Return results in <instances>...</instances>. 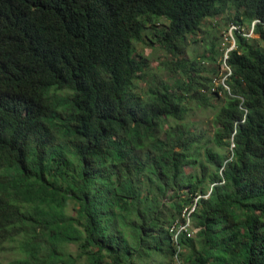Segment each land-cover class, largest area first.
<instances>
[{
    "label": "trees",
    "instance_id": "obj_1",
    "mask_svg": "<svg viewBox=\"0 0 264 264\" xmlns=\"http://www.w3.org/2000/svg\"><path fill=\"white\" fill-rule=\"evenodd\" d=\"M227 11L259 37L236 31L230 89L208 95L187 46ZM141 44L165 51L157 71ZM195 103L227 153L186 121ZM9 242L0 264H264V0H0Z\"/></svg>",
    "mask_w": 264,
    "mask_h": 264
},
{
    "label": "rangeland",
    "instance_id": "obj_2",
    "mask_svg": "<svg viewBox=\"0 0 264 264\" xmlns=\"http://www.w3.org/2000/svg\"><path fill=\"white\" fill-rule=\"evenodd\" d=\"M231 18L232 16L230 15V11H227L225 14L223 13L215 18L208 19L207 23L203 25V32H201L196 39L197 42H191L187 46L188 56H196L198 59H201L203 74H206L207 72V77L214 80L213 83L211 81H205L208 87L202 88V91H206L208 95L212 94V88H215L213 89L214 91L221 85H225V81L228 76L226 53L227 50L233 46V43L228 41L225 42V34L229 30L230 25L234 23ZM210 39H212L214 43L213 50H210L212 47L209 42ZM140 46L146 54L151 56V63H153L151 66L154 71H157L159 63H161L166 56L165 51L160 47L153 49L146 44H141ZM212 84H214L215 87H213ZM219 93V96L224 99V90L220 89ZM219 96L215 97V101L217 102H214V104L216 106H220L223 103ZM216 109V107H209L208 104L200 106L195 103L192 105V109L189 111V116L186 121L193 130L205 135V144L210 146L213 145L215 146V149L227 153L229 151L228 147L220 148L211 141L216 129L213 124ZM186 170L188 173L194 171L192 167H188ZM68 249L72 252H76L77 246L75 244H71ZM17 256H19V251L15 249V243L9 242L4 245L2 249H0V258L4 262H8Z\"/></svg>",
    "mask_w": 264,
    "mask_h": 264
},
{
    "label": "clouds",
    "instance_id": "obj_3",
    "mask_svg": "<svg viewBox=\"0 0 264 264\" xmlns=\"http://www.w3.org/2000/svg\"><path fill=\"white\" fill-rule=\"evenodd\" d=\"M233 22V21H232ZM258 22H261L260 20H254L251 25H239L237 23H232L230 25V28L229 30L227 31V33L225 34V42L228 41V42H232L233 43V46H231V48H229L227 50V53H226V57L228 58L229 56V52L233 49L236 48V31L240 32L243 36L247 37V38H252V37H255L257 38L258 37V34L255 32V27H256V24ZM226 58V60H227ZM226 64H227V61H226ZM228 66V64H227ZM232 73V70L230 68V66H228V76ZM227 76V77H228ZM214 81V80H213ZM225 86L227 89H230L229 86L226 84L225 82ZM215 87V85L213 86ZM215 89V88H212V90ZM215 91V90H214Z\"/></svg>",
    "mask_w": 264,
    "mask_h": 264
},
{
    "label": "built area",
    "instance_id": "obj_4",
    "mask_svg": "<svg viewBox=\"0 0 264 264\" xmlns=\"http://www.w3.org/2000/svg\"><path fill=\"white\" fill-rule=\"evenodd\" d=\"M195 210V204L192 207H186L181 214V219H177L170 227V232L174 234L175 239L178 238L183 231L193 229L191 221V213ZM192 232V231H191Z\"/></svg>",
    "mask_w": 264,
    "mask_h": 264
}]
</instances>
